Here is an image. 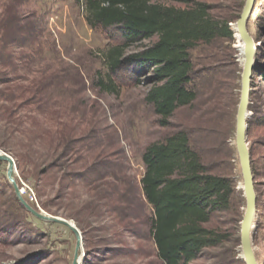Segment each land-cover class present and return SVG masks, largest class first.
Here are the masks:
<instances>
[{
	"label": "rangeland",
	"instance_id": "1",
	"mask_svg": "<svg viewBox=\"0 0 264 264\" xmlns=\"http://www.w3.org/2000/svg\"><path fill=\"white\" fill-rule=\"evenodd\" d=\"M155 1L177 8L203 3L233 33L189 50V87L196 96L165 126L144 99L150 74L130 67L109 74L104 55L119 37L114 29L90 26L83 0H0V150L14 160L23 199L81 231V264H164L151 234L153 209L142 192V155L149 144L184 131L207 171L232 186L228 208L204 224L222 241L193 264H244L245 197L234 142L244 55L233 27L245 0ZM247 27L255 66L264 67V0H254ZM155 39L133 43L126 54ZM254 74L246 143L256 195L252 247L264 264V78ZM109 77L116 92L99 83ZM6 169L0 161V264H72L74 234L28 212Z\"/></svg>",
	"mask_w": 264,
	"mask_h": 264
},
{
	"label": "trees",
	"instance_id": "2",
	"mask_svg": "<svg viewBox=\"0 0 264 264\" xmlns=\"http://www.w3.org/2000/svg\"><path fill=\"white\" fill-rule=\"evenodd\" d=\"M83 3L92 28L104 31L111 28L119 37L118 44L104 55L109 74L130 67L137 75H151L144 99L151 104L162 126L177 108L195 99L196 94L189 87L192 71L189 50L199 41L231 39L233 34L227 20L213 18L206 5L199 2L188 8L167 6L155 0H83ZM233 29L236 31L235 26ZM153 37L156 39L149 45L126 54L133 43ZM254 73L264 78V67L255 66ZM99 83L105 90L117 91L110 77L109 82ZM142 160L145 165L142 192L153 209L151 234L157 256L164 264H193L203 249L222 241L220 235L204 224L214 212L228 208L230 181L207 171L190 148L184 131L149 144Z\"/></svg>",
	"mask_w": 264,
	"mask_h": 264
},
{
	"label": "water",
	"instance_id": "3",
	"mask_svg": "<svg viewBox=\"0 0 264 264\" xmlns=\"http://www.w3.org/2000/svg\"><path fill=\"white\" fill-rule=\"evenodd\" d=\"M254 0H245L241 13L235 22L238 39L243 43V64L240 76V94L235 116V148L238 156L240 172L242 176L243 192L245 197V210L240 222V246L244 264H258L252 247L251 230L256 210V195L254 191L253 176L250 162V152L246 143L247 108L249 103L250 82L254 77L256 44L251 36L247 23L252 12ZM0 161L7 163L6 176L14 188V192L24 208L35 217L46 222H54L66 226L76 240L72 264H76V258H80V264L84 255L82 233L70 220L57 215L43 214L40 210L30 206L21 196L15 180L16 167L13 158L0 150Z\"/></svg>",
	"mask_w": 264,
	"mask_h": 264
},
{
	"label": "bare ground",
	"instance_id": "4",
	"mask_svg": "<svg viewBox=\"0 0 264 264\" xmlns=\"http://www.w3.org/2000/svg\"><path fill=\"white\" fill-rule=\"evenodd\" d=\"M244 47V45H243ZM43 214H46L44 211H41ZM76 264H80V258H76Z\"/></svg>",
	"mask_w": 264,
	"mask_h": 264
},
{
	"label": "built area",
	"instance_id": "5",
	"mask_svg": "<svg viewBox=\"0 0 264 264\" xmlns=\"http://www.w3.org/2000/svg\"><path fill=\"white\" fill-rule=\"evenodd\" d=\"M21 189H22L24 192H25V190H26V188H25V187H22ZM20 192H21V191H20Z\"/></svg>",
	"mask_w": 264,
	"mask_h": 264
}]
</instances>
